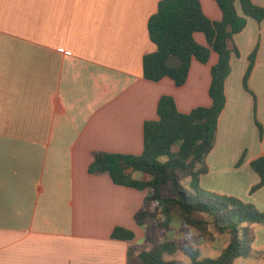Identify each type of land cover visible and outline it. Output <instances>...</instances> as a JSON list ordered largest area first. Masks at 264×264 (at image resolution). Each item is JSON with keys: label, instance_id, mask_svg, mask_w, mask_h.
<instances>
[{"label": "crops", "instance_id": "0c3cea01", "mask_svg": "<svg viewBox=\"0 0 264 264\" xmlns=\"http://www.w3.org/2000/svg\"><path fill=\"white\" fill-rule=\"evenodd\" d=\"M159 1L0 0V264H128V247L144 238L134 215L148 191L90 174L93 154L140 155L143 125L158 119L162 95L182 114L210 107L209 66L218 60L213 52L207 64L192 60L181 87L169 78L146 80L143 57L156 50L147 23ZM198 1L208 19L221 20L216 3ZM252 2L264 8V0ZM194 38L207 46L202 33ZM233 44L240 56L230 59L225 106L200 182L264 211V187L250 192L259 181L250 162L264 155V20L247 19ZM255 47L248 79L254 101L242 78ZM168 65L179 60L170 57ZM244 148L252 150L241 171L235 165ZM118 226L135 239L112 240ZM263 255L250 258L264 264Z\"/></svg>", "mask_w": 264, "mask_h": 264}, {"label": "trees", "instance_id": "16d2710c", "mask_svg": "<svg viewBox=\"0 0 264 264\" xmlns=\"http://www.w3.org/2000/svg\"><path fill=\"white\" fill-rule=\"evenodd\" d=\"M214 2L222 14L220 21L208 19L198 0H160L157 12L147 23L148 35L156 50L144 55L142 61L146 80L156 83L169 78L181 87L186 82L192 60L206 64L210 53H215L218 60L210 71V107H198L182 114L171 96L162 95L157 105L158 119L145 121L143 125L142 153H94L88 169L90 174H107L115 185L148 191L134 220L144 230V240L150 247L137 250L130 245L127 250L128 260L137 264H178L172 258L179 253L188 257L191 264H235L238 259L252 257L255 236L251 228L264 225V212L253 205L233 196L203 191L199 185L200 176L208 172L205 158L213 149L218 119L225 106L224 84L231 72L230 59L240 56L233 44L234 36L243 31L247 19L257 24L264 20V8L252 0ZM195 33L205 36L207 46L195 42ZM228 43L232 48H228ZM256 53L257 47L248 58L249 64L242 78L243 89L254 101L248 79ZM170 57L179 60L177 67L168 65ZM254 122L261 138L262 127L256 118ZM176 145L177 151L172 152ZM243 158L244 154L236 168ZM250 168L259 178L251 188L250 192L254 193L264 187V155L251 161ZM129 171L146 174L149 180H135ZM184 182H188V188ZM163 190L167 192L166 196ZM160 215L164 220L157 223ZM172 216L179 219L182 233L187 234L192 229L208 241L214 240V234L226 235V246L211 258L201 257L199 250L189 244L179 246L173 241H158L149 231L169 230ZM110 238L132 242L135 234L118 226L112 230Z\"/></svg>", "mask_w": 264, "mask_h": 264}, {"label": "rangeland", "instance_id": "374dc122", "mask_svg": "<svg viewBox=\"0 0 264 264\" xmlns=\"http://www.w3.org/2000/svg\"><path fill=\"white\" fill-rule=\"evenodd\" d=\"M211 3L215 4V2L213 0H212ZM194 40L196 42L195 38H194ZM254 49H252L250 51V53H248V58L252 54ZM212 55L214 56V54H212ZM213 66L212 65L209 66L210 67V71H211V68ZM195 108H198V107H194L193 109H195ZM254 120H255V118H254ZM254 125H255V122H254ZM254 128H256V125L254 126ZM256 130H258V129H256ZM173 149L175 150L176 147H174ZM251 150H252L251 148L242 149L243 153L241 152L239 157H238V159H240V157L244 154L243 162L240 165V166H242L241 167V169H242L241 171H243L244 167H245L246 156H248L247 152L248 151L250 152ZM233 152L234 153L236 152L235 149H234ZM207 157L205 158V162H206ZM206 165H207V163H206ZM239 167H237V168H239ZM207 168H208V165H207ZM134 173L137 174V175L141 174L139 172H134ZM203 176L204 175H201L200 179ZM134 179H136V178H134ZM137 180H139V179H137ZM208 184H209V180H206V182L203 181L202 186H201V182L199 181L200 188L203 191L221 195L220 191H218V192L215 191L214 192V191H211L210 189H206L207 186H209ZM184 185L188 188V182H184ZM163 195L164 196L167 195V192L165 190H163ZM240 201H243V203H245V204H249V203H246L245 200H240ZM160 207H161V205H160ZM262 212H264V211H262ZM163 220H164V216L160 215L158 217V219H157V223H159V222H161ZM140 230L142 231V233H143V235L145 237L144 230L142 228H140ZM251 231H252V233L255 236V243L253 244V252H257V251H263L264 252V225L254 226V227L251 228ZM149 233L153 237H155L158 241H160V242L173 241L179 246H182L184 244H189V245L195 246L199 250V252L201 254V257L215 258L219 254L220 250H222L226 246V244L228 242V236H226V235L219 236L218 234H214V240L213 241H208L205 238H203L197 231L192 230V229H190L187 232V234H184V233H182L180 231V222H179V219L177 217H175V216L171 217V223H170V229L169 230H167V231L166 230H150ZM139 234H140V232H139ZM141 236L142 235L137 237V239L134 241L133 245L136 247L137 250L149 249L150 245L144 240V238H141ZM172 259L177 261L178 264H191L190 259L188 257H186L185 255H183L182 253L177 254ZM256 262H258V260H255L254 258H248V259H243L242 258V259L236 260L235 264H256ZM127 263L128 264H137L134 261H128Z\"/></svg>", "mask_w": 264, "mask_h": 264}]
</instances>
